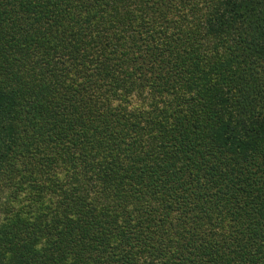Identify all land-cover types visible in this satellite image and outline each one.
Instances as JSON below:
<instances>
[{
    "label": "trees",
    "instance_id": "1",
    "mask_svg": "<svg viewBox=\"0 0 264 264\" xmlns=\"http://www.w3.org/2000/svg\"><path fill=\"white\" fill-rule=\"evenodd\" d=\"M0 264H264V0H0Z\"/></svg>",
    "mask_w": 264,
    "mask_h": 264
},
{
    "label": "rangeland",
    "instance_id": "2",
    "mask_svg": "<svg viewBox=\"0 0 264 264\" xmlns=\"http://www.w3.org/2000/svg\"><path fill=\"white\" fill-rule=\"evenodd\" d=\"M18 190H19V188H17V189H14V188L9 189L7 191V193H6L7 199L9 201H12L9 196H12L13 194H15L17 196L18 195ZM16 200H17V198H15L13 201H16Z\"/></svg>",
    "mask_w": 264,
    "mask_h": 264
}]
</instances>
